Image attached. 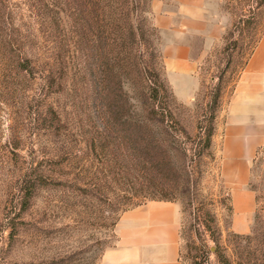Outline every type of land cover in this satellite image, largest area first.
I'll return each instance as SVG.
<instances>
[{
    "label": "rangeland",
    "instance_id": "rangeland-1",
    "mask_svg": "<svg viewBox=\"0 0 264 264\" xmlns=\"http://www.w3.org/2000/svg\"><path fill=\"white\" fill-rule=\"evenodd\" d=\"M224 2L220 44L201 61L197 88L179 99L163 79L148 0H89L74 15L65 0H34L36 9L0 0V264L98 261L119 215L150 200L137 198L149 175L135 165L131 130L117 126L146 116L150 101L189 136L170 129L174 184L159 196L181 205L180 263L222 264L221 253L230 264H264V147L246 186L255 208L239 220L219 174L220 138L213 130L207 153L198 137L211 112L215 127L264 40V6L250 51L244 26L240 36L230 32ZM153 74L158 93L150 100Z\"/></svg>",
    "mask_w": 264,
    "mask_h": 264
},
{
    "label": "crops",
    "instance_id": "crops-1",
    "mask_svg": "<svg viewBox=\"0 0 264 264\" xmlns=\"http://www.w3.org/2000/svg\"><path fill=\"white\" fill-rule=\"evenodd\" d=\"M220 2L148 0L163 79L179 99L197 88L201 61L220 44L225 26ZM218 117L213 138H220L219 174L229 189L235 216L246 220L255 208V194L246 187L249 167L264 147V40L239 71ZM180 226L177 201L147 200L130 207L119 215L115 240L95 264H181Z\"/></svg>",
    "mask_w": 264,
    "mask_h": 264
},
{
    "label": "trees",
    "instance_id": "trees-1",
    "mask_svg": "<svg viewBox=\"0 0 264 264\" xmlns=\"http://www.w3.org/2000/svg\"><path fill=\"white\" fill-rule=\"evenodd\" d=\"M29 8L38 6L34 4V0H23ZM68 3V9L71 14L85 13L89 6V0H65ZM227 8L231 9L232 27L230 31H237V35H241L242 26L247 30L248 37L250 39V51L253 50L256 45L257 38L254 37L255 30L251 31L250 28H255L260 22L259 10L264 6V0H225ZM68 18V16H66ZM71 18V17H70ZM61 20V18H60ZM74 25V24H73ZM73 25L71 26L73 28ZM263 30L260 31V34ZM155 80L153 85L149 88L150 100H153L158 93L157 77L153 74ZM142 108V107H141ZM144 110H148L146 116L137 117L121 123H117L119 128L128 126L131 130L130 142L131 152L135 156V165L138 166V170L144 175H149L142 194H138L137 198H148L150 200H161L159 196L167 194L169 189L173 186V180L167 178L174 171V161L167 148V138L171 136L170 129H178L183 135L188 138L185 129L174 120L165 106H158L154 104V101L146 102ZM213 113L211 112L208 117L209 123L205 126L202 134H198L201 141L202 150L207 153L210 148V141L213 132L212 119ZM108 124V119L105 120L104 128H110L112 124ZM200 128V127H199ZM165 174V175H164ZM217 258L222 264H230V262L221 254L217 253Z\"/></svg>",
    "mask_w": 264,
    "mask_h": 264
}]
</instances>
